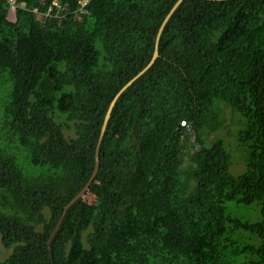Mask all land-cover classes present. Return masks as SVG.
<instances>
[{"label": "trees", "instance_id": "trees-1", "mask_svg": "<svg viewBox=\"0 0 264 264\" xmlns=\"http://www.w3.org/2000/svg\"><path fill=\"white\" fill-rule=\"evenodd\" d=\"M52 1L18 0L13 12L0 1V72L12 83L0 124V240L12 250L2 264H264V0L181 3L157 60L113 109L94 183L49 245L94 172L110 104L152 60L179 0H58L59 17L30 12ZM229 121L239 177L216 137ZM233 201L257 204L262 220L227 216Z\"/></svg>", "mask_w": 264, "mask_h": 264}, {"label": "rangeland", "instance_id": "rangeland-1", "mask_svg": "<svg viewBox=\"0 0 264 264\" xmlns=\"http://www.w3.org/2000/svg\"><path fill=\"white\" fill-rule=\"evenodd\" d=\"M11 90L12 83L9 79L8 72H0V124L1 120L4 118L5 104L7 103V97ZM218 105L225 106L224 103H218L217 106ZM230 111L227 110V115L231 118ZM236 116L240 119H243L238 113H236ZM228 124L230 128H228L224 132H221L216 137L222 136L226 140L227 150L232 156L231 174L234 177H239L246 172V167L244 160L241 157L242 153L238 152V142L235 138L237 127L232 126L231 121H229ZM216 137H212V139ZM4 145L5 142H3L0 137V146L4 147ZM21 161L23 163L24 170H28L30 168V164L27 162V160L25 158H22ZM225 213L227 216L240 219L243 222L258 223L262 220L260 208L257 204L246 206L243 204H238L235 201L228 202L225 205ZM11 253L12 250H7L6 248H4L0 240V264H2L10 256Z\"/></svg>", "mask_w": 264, "mask_h": 264}, {"label": "water", "instance_id": "water-1", "mask_svg": "<svg viewBox=\"0 0 264 264\" xmlns=\"http://www.w3.org/2000/svg\"><path fill=\"white\" fill-rule=\"evenodd\" d=\"M184 0H179L178 3L173 7V9L171 10V12L169 13V15L166 17V19L164 20L159 32H158V35L156 37V42H155V49H154V54H153V57H152V60L150 61V63L148 64V66L143 70L141 71L135 78H133L125 87H123V89L116 95V97L113 99L112 103L110 104V107L107 111V114H106V117H105V120H104V123L102 125V129H101V133H100V137H99V141H98V145H97V149H96V155H95V168H94V172L90 178V180L88 181V183L86 184V186L83 188V190L81 191V193L76 196L73 201L64 208V212H63V215H62V218L60 219L59 221V224L57 225L50 241H49V245L51 244L52 240L54 239V237L56 236L59 228L61 227V224L64 220V217L66 215V213L68 212V210L77 202L79 201L80 199L84 198L86 196V194L88 193L89 191V188L90 186L94 183L95 181V178H96V175L98 173V170H99V164H100V157H99V150H100V146H101V143H102V140H103V137L105 135V132H106V129H107V125L111 119V114L113 112V109L118 101V99L120 98V96L137 80L139 79L141 76H143L152 66L153 64L155 63V61L157 60L158 58V55H159V43H160V38H161V35L165 29V26L166 24L169 22V20L171 19L172 15L176 12V10L179 8V6L181 5V3L183 2ZM205 1H210V2H221V1H225V0H205Z\"/></svg>", "mask_w": 264, "mask_h": 264}, {"label": "built area", "instance_id": "built-area-1", "mask_svg": "<svg viewBox=\"0 0 264 264\" xmlns=\"http://www.w3.org/2000/svg\"><path fill=\"white\" fill-rule=\"evenodd\" d=\"M5 2L11 9V11L13 12L17 7H18V0H0ZM87 4V2H84L82 4V8ZM20 8H24V5H21ZM60 4L58 2V0H53L51 5L47 8V11L45 12H40L38 7H33L30 12L35 16V17H39V18H48V17H59L60 14L58 12H56V10H60ZM182 128H185L187 133H191V126L186 122V121H182L180 123Z\"/></svg>", "mask_w": 264, "mask_h": 264}]
</instances>
